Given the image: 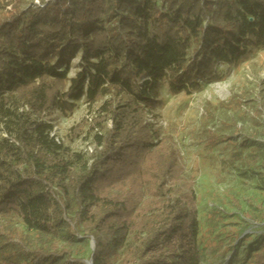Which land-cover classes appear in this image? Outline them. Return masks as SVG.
Listing matches in <instances>:
<instances>
[{
  "label": "trees",
  "instance_id": "trees-1",
  "mask_svg": "<svg viewBox=\"0 0 264 264\" xmlns=\"http://www.w3.org/2000/svg\"><path fill=\"white\" fill-rule=\"evenodd\" d=\"M9 1L0 17V215L36 232H81L94 240L92 264H200L194 181L147 114L162 107V86L190 94L199 79H224L215 62L229 71L263 48L264 0H54L26 10ZM76 47L85 54L69 76ZM81 99L100 103L90 123L70 128L96 130L89 162L41 119L53 108L69 115ZM257 238L253 264H264V230ZM18 242L27 262L57 258Z\"/></svg>",
  "mask_w": 264,
  "mask_h": 264
},
{
  "label": "rangeland",
  "instance_id": "rangeland-1",
  "mask_svg": "<svg viewBox=\"0 0 264 264\" xmlns=\"http://www.w3.org/2000/svg\"><path fill=\"white\" fill-rule=\"evenodd\" d=\"M49 1L54 0H24L19 6L26 10L31 4L42 6ZM11 9V1L0 0V17ZM198 48L193 43L188 51L190 61ZM74 52L69 76L80 69L85 54L81 47ZM214 70L222 72L224 79H199L200 87L190 94H171L162 86L164 103L150 111L147 120L160 136L173 137L184 174L194 181L200 264H253L254 253L260 250L257 235L264 230V47L255 48L229 71L219 62ZM99 104L88 107L81 99L71 114L53 108L41 119L53 124V132L68 153L81 152L89 162L99 148L93 139L96 130L90 132L87 124L76 136L70 128L84 118L90 123ZM5 136L0 121V139ZM19 240L26 247L56 252L53 264H66L67 258L88 260L92 253V239L79 231L73 238L65 227L36 232L0 215V264H40L27 262V254L18 250Z\"/></svg>",
  "mask_w": 264,
  "mask_h": 264
},
{
  "label": "water",
  "instance_id": "water-1",
  "mask_svg": "<svg viewBox=\"0 0 264 264\" xmlns=\"http://www.w3.org/2000/svg\"><path fill=\"white\" fill-rule=\"evenodd\" d=\"M91 248H92V252H93V250H94V240L93 239L91 240ZM91 255H92V253H91ZM85 262H86V264H92L91 257L88 260H85Z\"/></svg>",
  "mask_w": 264,
  "mask_h": 264
},
{
  "label": "built area",
  "instance_id": "built-area-1",
  "mask_svg": "<svg viewBox=\"0 0 264 264\" xmlns=\"http://www.w3.org/2000/svg\"><path fill=\"white\" fill-rule=\"evenodd\" d=\"M56 139L58 140V137H56Z\"/></svg>",
  "mask_w": 264,
  "mask_h": 264
}]
</instances>
